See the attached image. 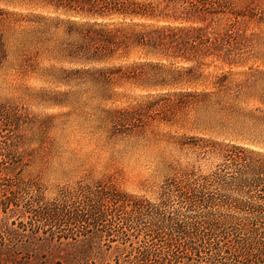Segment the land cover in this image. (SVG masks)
<instances>
[{
	"label": "rangeland",
	"instance_id": "obj_1",
	"mask_svg": "<svg viewBox=\"0 0 264 264\" xmlns=\"http://www.w3.org/2000/svg\"><path fill=\"white\" fill-rule=\"evenodd\" d=\"M227 1L242 12L244 34L238 63L215 62L203 69L204 74L229 73L235 85L223 96L231 109L219 114L210 106L190 110L170 102L174 92L202 90L204 84L143 90L126 83L106 98L96 84L66 83L63 69L76 66L57 57L52 35L36 32L32 22V14L59 13L43 0H0L6 41L0 66V107L6 110L0 111V202L15 198L6 211L0 209V246L18 256L15 263H66L75 245L62 237L80 236L85 224L43 219L37 212L58 206L65 194L76 206L72 197L79 187L105 180L157 202L174 175L215 171L225 146L263 149L244 138L255 129L246 115L264 111V0ZM9 159L16 164L7 172ZM148 221L143 218L130 245L142 239ZM105 238L90 264L127 259L117 239Z\"/></svg>",
	"mask_w": 264,
	"mask_h": 264
},
{
	"label": "trees",
	"instance_id": "obj_2",
	"mask_svg": "<svg viewBox=\"0 0 264 264\" xmlns=\"http://www.w3.org/2000/svg\"><path fill=\"white\" fill-rule=\"evenodd\" d=\"M43 1L59 14H32V22L36 32L52 35L51 51L76 66L63 69L66 83L96 84L106 98L126 83L143 90L204 84L202 90L174 92L170 102L190 110L210 106L219 114L231 109L223 98L235 86L229 73L203 70L215 62H239L243 14L227 0ZM5 58L0 30V66ZM74 75L78 80H71ZM246 116L255 129L244 139L262 150L225 146L215 171L174 175L163 184L157 202L103 180L77 188L76 206L65 194L58 206L38 211L43 219L85 224L80 236L62 237L75 245L64 264H90L103 237L117 239L127 255L122 262L118 256L116 264H264V111ZM8 162L7 172L16 164ZM7 197L0 202L3 211L15 199ZM108 216L113 223L105 222ZM143 218L149 224L142 228V239L130 245ZM16 261L18 256L0 246V264Z\"/></svg>",
	"mask_w": 264,
	"mask_h": 264
}]
</instances>
